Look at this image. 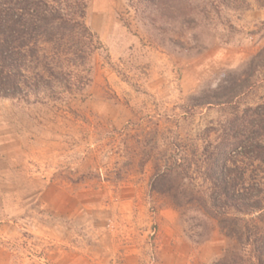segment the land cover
I'll return each instance as SVG.
<instances>
[{
    "label": "rangeland",
    "instance_id": "1",
    "mask_svg": "<svg viewBox=\"0 0 264 264\" xmlns=\"http://www.w3.org/2000/svg\"><path fill=\"white\" fill-rule=\"evenodd\" d=\"M206 1L220 13L200 34L202 48L176 54L157 45L130 0H89L86 23L102 44L89 86L60 102L0 99V150L10 160L0 163V264H212L221 256L228 242L214 223L195 244L185 229L201 213L152 190L158 166L193 154L203 166L201 154L222 144L230 123L249 136L264 106V67L250 73L264 47V0ZM247 77L252 88L219 104L231 82ZM60 184L70 205L80 193L98 200L95 217H62L61 197L46 198ZM131 184L151 196L149 214L178 213L181 234L166 235L181 242L180 263L160 251L157 225L141 241L142 261L128 259L130 225L118 228L114 206Z\"/></svg>",
    "mask_w": 264,
    "mask_h": 264
},
{
    "label": "trees",
    "instance_id": "2",
    "mask_svg": "<svg viewBox=\"0 0 264 264\" xmlns=\"http://www.w3.org/2000/svg\"><path fill=\"white\" fill-rule=\"evenodd\" d=\"M88 1L0 0V99L60 102L89 86L102 44L86 23ZM130 2L157 45L176 54L201 49L211 13H220L206 0ZM250 64L251 74L264 67V47ZM235 81L219 104L252 88L250 77ZM259 110L249 136L230 123L222 144L201 154L203 166L196 154L184 156L180 164L158 166L152 183L175 208L201 213L188 219L185 232L192 242L207 240L210 223L227 240L212 264H264V106ZM239 147L244 152L232 155Z\"/></svg>",
    "mask_w": 264,
    "mask_h": 264
},
{
    "label": "crops",
    "instance_id": "3",
    "mask_svg": "<svg viewBox=\"0 0 264 264\" xmlns=\"http://www.w3.org/2000/svg\"><path fill=\"white\" fill-rule=\"evenodd\" d=\"M5 160H7L8 162L10 161L6 153L0 150V163ZM1 172L2 171H0V173ZM64 186L65 185L63 184H60V186L58 187H53L51 185L49 187L50 190L46 192V198L48 199V201L52 202L53 199L56 200V198L61 197L60 203L62 208L60 215L69 220H79L83 218L88 219L90 218V216L94 218V212L97 210L96 202L98 200H95L93 196H91V198H85L86 196L89 197L88 194L80 193V197L79 195L76 196L77 199L74 201L75 203H73V205H70V197H68L67 191L65 190ZM128 187V190H126L122 194V198L118 200L114 206V213L116 214L115 219L116 223H118V228H127L126 226H128V224L130 225V232L127 237L131 240V242H134L133 246L135 247L131 250L133 255L128 256V259L131 261H142V257L145 253H143L144 248H142L141 241L147 238L149 233L148 230H150L151 226L157 225L158 229L161 232L160 251L163 252V255L166 254L167 257L172 258L180 263L182 259L185 258L181 250L178 248L181 242L179 244H176V242L173 241L171 237L166 235L168 229L172 230V232L176 233V235L178 236L181 234L178 213L171 207L167 206L166 209H163L157 214H149L147 210L149 206L148 202L151 200V196L149 194L147 196L143 195V191L138 192L139 189L143 190L144 186L141 184H131V186ZM74 204L76 205L74 206ZM81 207H84L88 210L82 211ZM129 220H133V222L129 223ZM113 235L115 237L113 236L114 238H112V240L113 242H115L117 240V235H119V231H117ZM174 235L175 234H173L172 236L174 237ZM170 244H173L174 246H171ZM184 245L188 247L186 241L184 242ZM76 262L80 261H78V259H74L71 264H77Z\"/></svg>",
    "mask_w": 264,
    "mask_h": 264
},
{
    "label": "built area",
    "instance_id": "4",
    "mask_svg": "<svg viewBox=\"0 0 264 264\" xmlns=\"http://www.w3.org/2000/svg\"><path fill=\"white\" fill-rule=\"evenodd\" d=\"M153 234H155V232H153Z\"/></svg>",
    "mask_w": 264,
    "mask_h": 264
}]
</instances>
